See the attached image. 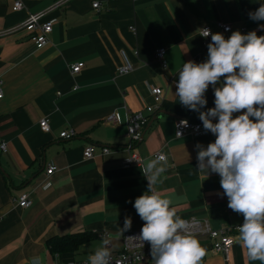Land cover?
I'll return each instance as SVG.
<instances>
[{
    "label": "crops",
    "instance_id": "crops-1",
    "mask_svg": "<svg viewBox=\"0 0 264 264\" xmlns=\"http://www.w3.org/2000/svg\"><path fill=\"white\" fill-rule=\"evenodd\" d=\"M20 1L24 8L13 12L10 1L0 0V143L7 145L6 153L0 150V264H31L35 257L42 264L86 262L102 237L110 239L111 255L119 253L123 235L143 226L133 207L136 197L147 191L141 169L160 152L170 166L157 190L178 215L206 220L215 230L240 225L243 216L228 210L219 175L212 173L204 181L197 171L195 146L206 147L215 136L174 137L175 120L200 119L199 112L179 103L172 83L183 62L207 59L198 31L203 25H210L213 33L221 32L216 23L230 25L229 33L221 32L226 38L241 29L243 34L264 31V21L249 16L264 0ZM93 3L98 7L92 8ZM28 14L53 21L49 42L41 49L30 34L14 31ZM159 48H165L164 71L154 59ZM120 51L132 64L124 75L116 74L123 64ZM75 63L83 67L72 76ZM150 86L162 89L161 107L150 120L160 118L145 127L136 148L142 167H123L128 156L126 116L146 114L145 108L154 106ZM205 95L201 111L215 106L212 86ZM113 113L119 118L116 125L106 122ZM42 119L48 122V133L39 128ZM63 131L75 136L61 139ZM89 144L96 155L84 160ZM101 147L109 153L99 155ZM48 165L55 167L49 177ZM22 194L31 201L26 209L17 206ZM126 217L132 226L123 233ZM75 234L95 237L73 253L49 251L48 239ZM237 236L226 261L212 251L209 239L196 237L206 250L201 264H260L249 261Z\"/></svg>",
    "mask_w": 264,
    "mask_h": 264
},
{
    "label": "clouds",
    "instance_id": "clouds-1",
    "mask_svg": "<svg viewBox=\"0 0 264 264\" xmlns=\"http://www.w3.org/2000/svg\"><path fill=\"white\" fill-rule=\"evenodd\" d=\"M249 16L264 21V3ZM198 31L204 38L211 37L207 59L183 62L174 96L181 105L199 112L203 129L215 136L206 147L200 143L195 146L197 171L204 175V181L212 173L219 175L228 207L243 216L237 242L246 249L250 262L264 264V35L236 30L226 38L207 27ZM209 86L214 89L215 106L201 111L207 104ZM181 123L188 125L186 120ZM169 166L163 152L144 162L141 171L147 191L133 204L144 223L139 235L129 238L140 247L150 245L153 264H201L205 248L189 222L171 206V200L157 190ZM131 226V218L126 217L121 231ZM31 264H42V260L35 257ZM86 264H111L108 237H102Z\"/></svg>",
    "mask_w": 264,
    "mask_h": 264
},
{
    "label": "built area",
    "instance_id": "built-area-1",
    "mask_svg": "<svg viewBox=\"0 0 264 264\" xmlns=\"http://www.w3.org/2000/svg\"><path fill=\"white\" fill-rule=\"evenodd\" d=\"M11 2V10L13 12L21 11L24 7L20 0H8ZM98 4L93 3L92 8H97ZM41 14H28L27 19L17 26L15 30H23L31 35V41L33 42L36 49H41L45 47L49 40L48 36L52 31L53 21L42 22L40 20ZM216 28H218L221 32L227 34L231 31V26L223 23H216ZM209 28L212 31V27L210 25H203L201 28ZM200 28V29H201ZM133 31V28L131 29ZM213 32V31H212ZM241 32H245V29H241ZM200 34V33H199ZM200 36V35H199ZM202 39L203 47L206 49L208 43L211 42V37L204 38L200 36ZM136 54V53H134ZM165 48H159L154 53V59L159 65L161 69L164 71L166 68V64L164 61ZM120 56L123 64L117 68V75H124L129 73L132 70V64L130 59L125 51H120ZM83 67L82 63H75L70 67V74L75 76L78 74ZM173 87L176 91V83H172ZM149 91L153 96L154 106L145 108L146 114L142 112H137L134 114H129L126 116V138L127 142L124 146V149L127 151L128 156L123 161V167H129L131 165H135L138 167H142V159L138 155L136 148L141 142L142 134L145 130V127L150 121L151 115L158 111L161 107L162 102V89L155 86H150ZM3 98V89L2 82L0 81V100ZM181 121L185 120H175L174 121V137L176 139L182 138L185 135H191L195 137L203 136L207 134L203 129V124L201 120L197 121H188V125L184 126ZM106 122L111 125H116L119 122L118 115L116 113L111 114ZM39 128L43 133H48L50 131L48 122L46 119H42L39 121ZM75 136L73 131H63L59 134L61 139H71ZM0 150L3 153H6L7 145L5 142L0 143ZM109 148L101 147L98 148L99 155H105L109 153ZM158 154V153H155ZM154 154V155H155ZM96 155V148L94 145H87L83 150V159L90 160L93 159ZM153 155V156H154ZM55 172V167L53 165H48L45 169V175L47 177L51 176ZM31 205V201L27 194H22L17 199V206L21 209H26ZM228 210H231L228 207ZM189 222L192 233L196 237H205L211 241L212 251L215 253H219L223 256L224 260H228L229 252L234 244L235 235L238 234V225L235 226H226L221 229H212L209 223L206 220H200L196 218L185 219ZM141 229L126 233L123 235L121 240V249L119 253L116 255H111V264H141V263H153L152 257L150 255V245L148 243L144 244V247H140L138 242L130 239V236H138ZM67 264H86V262H70Z\"/></svg>",
    "mask_w": 264,
    "mask_h": 264
},
{
    "label": "trees",
    "instance_id": "trees-1",
    "mask_svg": "<svg viewBox=\"0 0 264 264\" xmlns=\"http://www.w3.org/2000/svg\"><path fill=\"white\" fill-rule=\"evenodd\" d=\"M258 35H264V31ZM95 236L90 234H75L61 237H52L47 240L46 244L49 251L53 254L73 253L82 243L93 239Z\"/></svg>",
    "mask_w": 264,
    "mask_h": 264
},
{
    "label": "water",
    "instance_id": "water-1",
    "mask_svg": "<svg viewBox=\"0 0 264 264\" xmlns=\"http://www.w3.org/2000/svg\"><path fill=\"white\" fill-rule=\"evenodd\" d=\"M160 114H166V112H164V111H160ZM158 118H160L159 116L158 117H153L150 121H149V123L147 124V127L152 123V121H154V119H158ZM144 133V132H143ZM142 136H143V134H142Z\"/></svg>",
    "mask_w": 264,
    "mask_h": 264
}]
</instances>
